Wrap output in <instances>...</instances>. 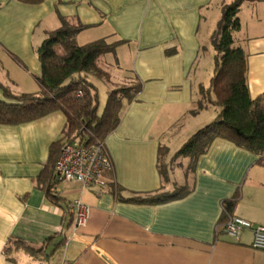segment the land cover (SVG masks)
Instances as JSON below:
<instances>
[{"label": "crops", "instance_id": "crops-1", "mask_svg": "<svg viewBox=\"0 0 264 264\" xmlns=\"http://www.w3.org/2000/svg\"><path fill=\"white\" fill-rule=\"evenodd\" d=\"M232 1L0 0V100L9 102L4 88L16 95L39 92L36 50L45 32L60 26L57 15L88 26L76 36L79 45L123 41L99 58L110 75L106 93L142 82L134 100L122 99L119 123L104 140L111 168L102 174V191L55 178L49 149L66 139L62 111L0 124V264H264L250 230L238 240L218 233L222 203L236 192L230 214L264 225L258 156L216 138L192 170L189 157L172 159L220 110L213 104L197 108L200 87L213 73L210 35L222 5ZM237 15L234 35L246 52L248 91L255 98L264 92V0H243ZM160 147L167 149L165 182L157 168ZM49 185L56 203L47 198ZM179 186L190 191L174 200H126ZM75 199L89 205L90 214L77 236L66 240L60 230L71 227L67 204Z\"/></svg>", "mask_w": 264, "mask_h": 264}, {"label": "trees", "instance_id": "trees-1", "mask_svg": "<svg viewBox=\"0 0 264 264\" xmlns=\"http://www.w3.org/2000/svg\"><path fill=\"white\" fill-rule=\"evenodd\" d=\"M26 4H38L42 0H18ZM243 0H233L221 7V15L210 35L214 50L213 73L207 87H200L198 108L213 104L220 108L216 117L195 131L176 151L173 158L189 157L188 169L194 168L197 158L205 153L216 138L228 140L258 156L257 164L264 167V92L251 98L247 84V56L243 47L235 39L240 28L238 10ZM60 26L45 32V38L37 48L40 62V76L36 81L40 86L37 93L12 94L4 88L6 102L0 100V124H18L41 118L60 110L66 116L64 135L66 139L85 138L88 144L104 143L105 138L119 123L122 99L132 101L141 91L142 82L134 79L116 85L107 92L100 111L98 88L88 79L109 81V73L99 65V58L114 51L123 41L111 44L98 39L79 45L76 36L87 25L71 23L57 15ZM81 95H77L78 92ZM62 148V142L50 145L49 159L55 178V161ZM167 149H158L157 168L163 182L168 181ZM58 179V178H57ZM190 189L185 186L174 188L172 192H153L136 196L127 201L154 204L174 200L186 195ZM47 198L57 202L47 186ZM239 199V193L223 201V226ZM58 243V245H60Z\"/></svg>", "mask_w": 264, "mask_h": 264}, {"label": "built area", "instance_id": "built-area-1", "mask_svg": "<svg viewBox=\"0 0 264 264\" xmlns=\"http://www.w3.org/2000/svg\"><path fill=\"white\" fill-rule=\"evenodd\" d=\"M77 95H81L79 91ZM111 168V162L104 143L88 144L85 138L65 139L55 161L54 169L57 178L64 182H76L82 189H97L102 191L105 184L102 174ZM67 210L72 214L70 229L60 230L66 240L77 236V231L85 225L90 214V207L81 199H75L67 204ZM252 233L251 246L264 250V225L237 216H231L223 226L224 234L238 240L242 231ZM61 264H68L62 261Z\"/></svg>", "mask_w": 264, "mask_h": 264}, {"label": "rangeland", "instance_id": "rangeland-1", "mask_svg": "<svg viewBox=\"0 0 264 264\" xmlns=\"http://www.w3.org/2000/svg\"><path fill=\"white\" fill-rule=\"evenodd\" d=\"M88 79L98 88V93H99V102H100V105L102 106L104 103H105V100H106V91L104 89V86H106L107 84V87H109V81H105V79H97L93 76H88ZM106 83V84H105Z\"/></svg>", "mask_w": 264, "mask_h": 264}]
</instances>
